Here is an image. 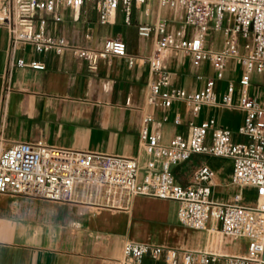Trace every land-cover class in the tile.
Segmentation results:
<instances>
[{
  "label": "crops",
  "instance_id": "1",
  "mask_svg": "<svg viewBox=\"0 0 264 264\" xmlns=\"http://www.w3.org/2000/svg\"><path fill=\"white\" fill-rule=\"evenodd\" d=\"M58 14L59 22L43 12H37L36 18L47 20L50 35L63 37L83 49L98 51L104 40L118 38L135 62L129 66L124 58L109 57L100 60L93 70L69 51L39 53L29 43L12 45L8 32L0 27V150L12 143L27 142L134 158L141 181L148 162L153 161L157 170L161 164L142 145L140 130L146 113L160 122L158 126L149 124L148 130H158L162 145H168L177 135L186 136L190 124L210 118L219 127L228 128L233 141L248 140L237 135L245 115L238 108L212 105L193 113L184 102H174L168 109L146 104L148 83L153 78L147 61L156 37H141L138 28L164 20L168 31L179 29L182 23L176 27L171 22H181L177 11L155 2L134 4L129 24L118 9L112 22L105 25L99 23L94 1L85 3L77 12L60 8ZM219 33V46L208 45L210 50L222 48L223 35ZM19 60L41 63L44 69L18 66ZM167 65L172 84L188 93L200 90L205 80L215 75L207 62L194 66L185 54L169 59ZM242 72L236 63L228 67L223 79L216 83L217 102L233 82L232 102L238 103L243 91L238 83ZM253 75L256 74L250 75L248 95L259 90ZM163 118L166 121H161ZM209 142L208 137L206 143ZM202 167L213 172L210 188L214 201L232 204L240 192L241 204H253L252 189H239L231 183L229 159L196 154L172 165L171 173L176 184L195 186V176ZM215 228L218 224L212 220L204 230L181 225L178 203L169 200L138 196L131 199L127 211H113L0 194V264H121L123 247L128 242L229 256L246 253L244 239L220 240ZM143 264L165 262L163 258L146 257ZM213 264H224V260Z\"/></svg>",
  "mask_w": 264,
  "mask_h": 264
},
{
  "label": "built area",
  "instance_id": "2",
  "mask_svg": "<svg viewBox=\"0 0 264 264\" xmlns=\"http://www.w3.org/2000/svg\"><path fill=\"white\" fill-rule=\"evenodd\" d=\"M91 1L95 2L101 25L111 23L118 9L129 24L134 4L155 2L177 11L182 21L179 29L168 31L164 20L138 28L139 36L156 37L147 61L153 78L148 83L146 104L168 109L174 102H184L193 113L203 106L238 108L245 115L237 135L248 140L233 141L232 132L210 118L190 124L186 136L177 135L168 145H162L158 130H148L149 124L158 126L160 122L146 113L140 130L142 145L161 164L157 170L153 161L148 162L141 181L134 158L22 142L0 150V194L113 211H127L131 199L138 196L175 201L181 225L204 230L212 220L218 224L213 230L220 240L242 238L246 253L229 256L128 242L123 247L121 264H143L146 257L163 258L165 264H213L220 259L224 264H264V0H0V27L8 32L12 45L29 43L39 53L69 51L93 70L100 60L109 57L124 58L132 66L135 60L128 56L122 40L108 38L98 51L83 49L63 37L50 35L47 20L36 18L37 12H43L59 22L58 9L77 12ZM211 32L223 35L218 51L208 48ZM181 54L190 56L194 66L207 62L214 70V77L207 78L196 92L188 93L172 84L167 61ZM232 63L243 68L238 81L243 91L238 103H233L235 85L230 82L219 103L216 83ZM17 65L44 69L37 62L25 64L19 60ZM251 74L262 79L254 95L247 93ZM196 154L231 160V183L239 189H252L253 204H241L240 192L232 204L214 201L210 188L213 172L208 167L197 172L195 186L176 184L171 166Z\"/></svg>",
  "mask_w": 264,
  "mask_h": 264
},
{
  "label": "rangeland",
  "instance_id": "3",
  "mask_svg": "<svg viewBox=\"0 0 264 264\" xmlns=\"http://www.w3.org/2000/svg\"><path fill=\"white\" fill-rule=\"evenodd\" d=\"M171 22H175V26L176 27H179L180 24L182 23V21H176L174 19L171 20ZM220 44V33L219 32H211L209 33V36H208V45L209 47L211 48H215V47H218ZM252 81L254 82V86L255 88H258L259 87V82H260V77L257 76V75H253L252 76Z\"/></svg>",
  "mask_w": 264,
  "mask_h": 264
}]
</instances>
